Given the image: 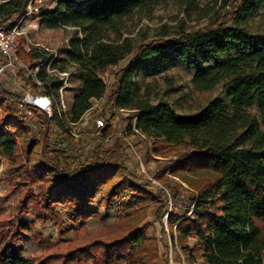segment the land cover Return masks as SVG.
<instances>
[{"label": "trees", "instance_id": "obj_1", "mask_svg": "<svg viewBox=\"0 0 264 264\" xmlns=\"http://www.w3.org/2000/svg\"><path fill=\"white\" fill-rule=\"evenodd\" d=\"M0 1V16L7 21L23 15L31 0ZM45 1L55 7L41 9L37 17L41 28L74 29L67 61L78 67L82 89L70 120L81 119L106 95V78L115 74L109 103L132 111L127 114L128 137L139 136L137 129L152 142L150 158L164 159L166 167L155 175L163 188L144 183L129 164L121 139L107 150L99 143L82 161L84 150L74 151L53 138L57 131L66 133L59 120L52 128L45 115L22 112L17 107L18 88L0 82V155L15 165L23 144L28 157H41L28 175L33 183L43 184L39 218L63 228L61 207L71 221L85 224L98 215L91 207L99 194L110 208L126 186L134 197L153 199L155 222L165 234L168 215L173 243L188 264L196 263L195 250L202 253L203 264H264V40L249 26L264 8V0H235L230 12L201 29L162 31L152 41L138 43L124 37L129 34L128 22L168 0ZM230 2L225 0L226 5ZM234 46L239 50L232 54ZM19 57L30 64L40 54L20 46ZM153 61L160 69L175 63L200 65L192 81L195 89L223 85L230 103H212L189 117L178 115L167 103L153 104L137 87L139 73ZM18 79L30 83L21 73ZM36 117L42 120L39 140L32 133ZM113 131L109 125L105 129L106 134ZM183 184L194 192L193 217L179 218L169 211V201L177 200ZM33 200L28 195L26 204ZM34 227V222L21 220L14 231L0 233V264H158L162 256L158 239L149 238L143 226H131L111 239L95 238L83 247L26 259L17 241ZM193 239L195 247L190 245Z\"/></svg>", "mask_w": 264, "mask_h": 264}, {"label": "rangeland", "instance_id": "obj_2", "mask_svg": "<svg viewBox=\"0 0 264 264\" xmlns=\"http://www.w3.org/2000/svg\"><path fill=\"white\" fill-rule=\"evenodd\" d=\"M226 5L225 0H168L151 9L146 14H136L129 22V34L125 33L124 37H131L135 42L152 41L162 31L174 33L181 30H197L209 25L212 21L223 17L231 11L233 2ZM39 5L42 9H53L55 6L48 1L41 0ZM11 24V23H9ZM251 31L264 40V8L260 14L249 20ZM29 39L33 44H41L50 49L59 52V67L67 69V54L69 51V41L73 35L74 29L66 27L57 30H47L39 26L38 21H32L25 27ZM27 51V42L20 41ZM260 41L254 45L259 46ZM239 50L237 47L231 48L234 54ZM28 52V51H27ZM1 62V59H0ZM206 65L205 60L201 61ZM212 64L213 62H209ZM202 65V66H203ZM70 66V65H68ZM72 67V66H70ZM200 65L175 63L168 69H160L155 62L147 64V70L139 73L137 78V87L140 95L148 98L153 104L164 102L169 104L175 113L183 117L194 116L203 109L209 107L215 102L230 103L227 99V93L223 85H218L209 91H198L193 85V77ZM75 68V74L67 97V104L72 108L75 94L81 92L82 85L79 79L80 71ZM122 65L114 68L113 72L118 73ZM70 69V68H68ZM22 75L29 76L25 70ZM26 76V77H27ZM108 89L106 97L115 87L116 77L109 75L107 78ZM95 103V101H94ZM253 114L257 113L255 108H251ZM128 115L120 118L119 129L128 128ZM3 118V110L0 107V124ZM38 125L33 128L32 133L38 138L41 137L42 120L36 117ZM57 141H62L58 137ZM67 144L74 151L78 150L81 145L64 138ZM89 142V141H84ZM133 149L129 151V164L132 165L137 173L142 175L144 183L152 182V186L163 188L162 184L155 180V175L163 170L166 165L164 159L150 158V148L152 142L140 136L129 137ZM39 154L28 157L23 148L19 150L18 162L10 165L7 160L0 155V233L9 234L14 231L18 223L23 221L34 222L35 227L32 232L22 234L17 241V245L24 249V258L38 259L45 255L67 251L74 247H83L95 238L111 239L114 236L124 233L131 226L145 227V234L149 238H156L161 243L162 256L158 264H188L180 247H175L173 237L175 232L169 228V218L165 217V231L155 222L154 207L155 202L151 197L140 198L133 196L132 190L124 186L117 192V197L110 208L101 203L99 194L95 200V205L91 207L98 215L85 224L83 221L73 222L68 217V210L58 207L64 218L63 228L56 226L51 222H43L39 215L42 213L40 203L42 201L43 184L33 183L28 178L29 172L40 160ZM167 176H171L167 173ZM174 181L181 182L179 179L172 177ZM182 183V182H181ZM184 189L180 191L177 200L169 201V211L177 217H193L194 208L193 190L183 184ZM191 193L192 195H190ZM30 195L33 201L26 204V197ZM25 206H28L25 209ZM168 216V215H167ZM167 219V222H166ZM172 240L170 244L169 235ZM196 240H191V247L196 246ZM196 257L195 264H203L200 251H194Z\"/></svg>", "mask_w": 264, "mask_h": 264}, {"label": "built area", "instance_id": "obj_3", "mask_svg": "<svg viewBox=\"0 0 264 264\" xmlns=\"http://www.w3.org/2000/svg\"><path fill=\"white\" fill-rule=\"evenodd\" d=\"M41 0H31L26 12L14 23L9 24L0 16V82H9L12 87L18 88L20 100L17 107L24 113L33 110L46 116L48 124L53 128L59 120L66 133L57 131L59 138L64 143V136L71 141L80 144L79 149L86 153L82 157L85 160L89 152L99 143L104 149H109L116 139H121L128 151L133 149L129 142L126 129H119L118 124L122 116L132 111L119 108L109 103L108 97L104 96L96 100L93 106L76 122L70 120L72 108L67 104V93L70 91L75 68L77 67L68 61L67 69L58 65L60 60L59 52L41 44H33L29 39L25 27L32 21H38L37 17L42 9L39 5ZM2 3V1H0ZM27 42V51H36L40 58L30 64H25L19 57L20 41ZM70 68V69H68ZM25 70L30 74L25 76L30 80L29 84L21 83L18 79L19 73ZM72 88V87H71ZM113 128V132L106 134L107 126ZM135 133L145 138L137 129ZM89 142H84V141ZM57 141V140H56ZM168 218V216H166ZM167 222V219H166ZM167 233L169 235L168 227ZM170 244H172L169 235Z\"/></svg>", "mask_w": 264, "mask_h": 264}, {"label": "crops", "instance_id": "obj_4", "mask_svg": "<svg viewBox=\"0 0 264 264\" xmlns=\"http://www.w3.org/2000/svg\"><path fill=\"white\" fill-rule=\"evenodd\" d=\"M19 17H20V16H19ZM19 17H15V18H13V19H9V20H7V22L12 24V23H14L16 20H18ZM38 23H39V26H40L41 21H40L39 19H38ZM0 59H1V58H0ZM71 89H72V88H71ZM70 91H71V90H70ZM79 93H80V92H79ZM79 93H78V94H79ZM78 94H75L74 99H75V97H76ZM73 102H74V101H73ZM72 106H73V104H72Z\"/></svg>", "mask_w": 264, "mask_h": 264}]
</instances>
